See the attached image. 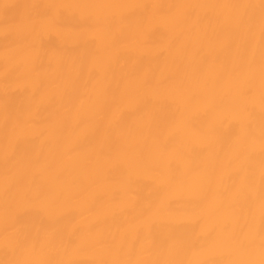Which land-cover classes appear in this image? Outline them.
<instances>
[{
  "label": "bare ground",
  "instance_id": "obj_1",
  "mask_svg": "<svg viewBox=\"0 0 264 264\" xmlns=\"http://www.w3.org/2000/svg\"><path fill=\"white\" fill-rule=\"evenodd\" d=\"M0 264H264V0H0Z\"/></svg>",
  "mask_w": 264,
  "mask_h": 264
}]
</instances>
